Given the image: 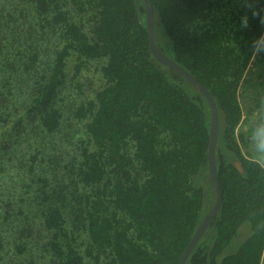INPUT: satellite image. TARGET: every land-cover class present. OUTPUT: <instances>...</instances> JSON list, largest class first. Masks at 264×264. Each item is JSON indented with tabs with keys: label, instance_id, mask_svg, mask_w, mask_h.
Returning a JSON list of instances; mask_svg holds the SVG:
<instances>
[{
	"label": "trees",
	"instance_id": "16d2710c",
	"mask_svg": "<svg viewBox=\"0 0 264 264\" xmlns=\"http://www.w3.org/2000/svg\"><path fill=\"white\" fill-rule=\"evenodd\" d=\"M73 1L83 13L89 7L90 23L68 14L65 0H0V76L6 80L16 68L20 80L36 79L38 127L54 132L61 125L53 102L70 56L104 60V84L77 112L89 115L90 146L78 166L80 181L92 189L83 208L89 245L82 251L66 231V206L50 204L44 216L54 230V259L180 264L217 199L209 170L210 104L153 54L145 0ZM151 1L158 46L211 91L219 112L216 162L224 199L187 264H262L264 165L246 155L237 130L244 117L238 87L264 35V0ZM41 52L49 54V68ZM11 132L0 137L7 148ZM24 132L22 126L17 144ZM244 224L251 235L225 253Z\"/></svg>",
	"mask_w": 264,
	"mask_h": 264
},
{
	"label": "rangeland",
	"instance_id": "374dc122",
	"mask_svg": "<svg viewBox=\"0 0 264 264\" xmlns=\"http://www.w3.org/2000/svg\"><path fill=\"white\" fill-rule=\"evenodd\" d=\"M65 0V10L74 18L90 23L89 7ZM41 57L50 61L49 54ZM103 59L83 60L77 53L70 56L66 66V80L53 102L61 114L57 131L38 127V111H34L36 79L22 81L19 69H8L6 80L0 76V137L13 129V140L0 144V255L3 264H57L51 250L54 230L46 226L44 213L50 204L65 205L66 231L73 233L77 247L85 251L89 245L84 226L85 196L92 189L82 183L78 166L84 148L90 146L87 131L88 117L77 116L78 108L95 100L104 84L101 74ZM49 68V66H48ZM39 70V68H37ZM40 71V70H39ZM244 117L238 128L240 142L246 155L259 160L250 142V122L264 114V35L258 41L238 87ZM25 132L19 138L18 130ZM9 138L8 140H10ZM128 152L134 151L132 145ZM249 224L240 227L225 250L235 252L251 235ZM86 264H113L109 258L86 256ZM264 264V255L263 261Z\"/></svg>",
	"mask_w": 264,
	"mask_h": 264
},
{
	"label": "water",
	"instance_id": "95a60500",
	"mask_svg": "<svg viewBox=\"0 0 264 264\" xmlns=\"http://www.w3.org/2000/svg\"><path fill=\"white\" fill-rule=\"evenodd\" d=\"M146 14L148 21V29L150 35V47L153 54L157 57L159 61L174 69L185 77L193 86L199 89L207 98L210 108H211V127H210V146H209V170L214 184L215 190L217 192V199L212 207V209L206 213L203 220L201 221L198 229L196 230L194 236L192 237L190 243L185 249L180 264H187V260L191 255L192 251L202 238L203 234L216 217L221 209L223 203V190L218 176V167L216 162V149L220 134V123H219V112L216 100L211 93V91L191 72L169 57L157 44L155 39V8L151 0H145Z\"/></svg>",
	"mask_w": 264,
	"mask_h": 264
},
{
	"label": "clouds",
	"instance_id": "9594fccd",
	"mask_svg": "<svg viewBox=\"0 0 264 264\" xmlns=\"http://www.w3.org/2000/svg\"><path fill=\"white\" fill-rule=\"evenodd\" d=\"M248 18L242 17V26H247ZM250 142L253 152L258 158L264 159V114L250 122Z\"/></svg>",
	"mask_w": 264,
	"mask_h": 264
}]
</instances>
